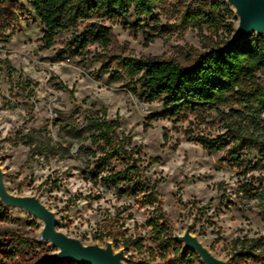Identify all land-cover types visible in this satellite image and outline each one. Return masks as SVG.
<instances>
[{"label":"rangeland","instance_id":"rangeland-1","mask_svg":"<svg viewBox=\"0 0 264 264\" xmlns=\"http://www.w3.org/2000/svg\"><path fill=\"white\" fill-rule=\"evenodd\" d=\"M16 1L30 10L25 0ZM31 13L32 20H22L7 33L9 41L0 39V163L11 193L40 197L57 214L58 229L85 244L95 243L93 237L108 228L119 239L141 245L121 248L127 264H166L147 251L152 246L147 221L158 216L155 208H140L136 200L101 183L107 171L96 177L101 153L92 138L97 123L104 122L119 145L134 151L142 175L157 185L172 233H183L189 223L208 247L229 260L234 241L264 236V159L252 154L242 157L244 166H229L225 150L210 152L197 140L225 134L220 118L213 115L205 124L192 118L179 124L162 120L161 101L142 102L130 91L133 84L103 70L104 63L118 57L184 63L187 54L204 53L203 36L179 25L174 7L157 6L150 16L131 9L117 22L99 13L61 33L52 47L44 44V27ZM94 23L112 30L107 51L91 41L81 48L79 36ZM228 24L235 29V15ZM170 26L175 28L168 38L161 29ZM226 37L224 31L221 39ZM258 123L256 131L264 137V114ZM113 169L123 166L116 163ZM3 219L0 247L17 238L37 241L38 220L15 209H6ZM55 251L44 244L31 256L0 264H37Z\"/></svg>","mask_w":264,"mask_h":264},{"label":"trees","instance_id":"trees-1","mask_svg":"<svg viewBox=\"0 0 264 264\" xmlns=\"http://www.w3.org/2000/svg\"><path fill=\"white\" fill-rule=\"evenodd\" d=\"M30 8L16 0L0 1V39L9 41V31H15L22 20H32L33 12L44 27L43 42L52 47L63 32L76 29L81 21L101 13L111 21L123 20L129 10L150 16L157 6L174 7L179 25L197 30L204 40V53L187 54L186 62L178 59L118 57L106 62L103 70L115 79H123L134 87L130 89L142 102L161 101L162 120L175 124L191 118L200 124L213 115L225 122L226 133L216 139L197 138L204 149L215 152L225 150L224 162L232 167L244 166L242 157L258 154L264 159V137L256 131L258 119L264 114V38L250 39L226 48L232 37L233 26L228 19L234 16L224 0H25ZM174 26L162 27L161 34L171 36ZM224 31L225 40L221 39ZM79 36L81 48L88 41L107 51L113 43L111 28L100 23L86 27ZM111 59V58H108ZM140 84L139 88L136 85ZM228 110L229 112H226ZM97 135L93 145L101 153L95 172L101 183L112 186L120 195L137 201L140 208H155L158 216L147 221L151 228L152 246L147 249L151 257L166 264H198L199 258L174 240L172 223L163 212V203L157 193V185L144 177L139 159L133 150L119 145L110 124L97 123ZM120 163L123 169L110 170ZM131 185V186H129ZM253 196V195H251ZM6 209L0 204V220ZM264 220V210L262 211ZM113 242L117 250L122 247L143 248L130 240L119 239L111 229L105 228L93 237L94 242ZM41 245L20 238L15 243L0 247V261H13L24 254L31 256ZM233 258L230 264L260 263L264 261V236L243 238L233 242ZM213 250V249H212ZM37 264H52L38 263Z\"/></svg>","mask_w":264,"mask_h":264},{"label":"water","instance_id":"water-1","mask_svg":"<svg viewBox=\"0 0 264 264\" xmlns=\"http://www.w3.org/2000/svg\"><path fill=\"white\" fill-rule=\"evenodd\" d=\"M237 18V26L226 48L244 42L253 36L264 38V0H224ZM0 204L5 209L22 211L42 224L37 239L40 245L49 244L56 251L45 255L39 263L52 264H127L124 249L117 250L110 240L103 244H85L58 229L59 219L40 197L15 195L5 181V172L0 163ZM174 240L183 251L194 253L202 264H230L229 259L219 257L187 223L183 233H174Z\"/></svg>","mask_w":264,"mask_h":264}]
</instances>
